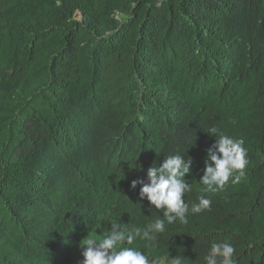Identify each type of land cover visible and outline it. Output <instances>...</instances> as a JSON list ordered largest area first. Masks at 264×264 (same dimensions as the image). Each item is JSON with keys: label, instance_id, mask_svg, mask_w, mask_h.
Instances as JSON below:
<instances>
[{"label": "trees", "instance_id": "obj_1", "mask_svg": "<svg viewBox=\"0 0 264 264\" xmlns=\"http://www.w3.org/2000/svg\"><path fill=\"white\" fill-rule=\"evenodd\" d=\"M212 128L248 164L203 193ZM176 155L188 222L131 246L205 264L227 242L264 264V0H0V264H74L112 221L163 219L140 192Z\"/></svg>", "mask_w": 264, "mask_h": 264}, {"label": "clouds", "instance_id": "obj_2", "mask_svg": "<svg viewBox=\"0 0 264 264\" xmlns=\"http://www.w3.org/2000/svg\"><path fill=\"white\" fill-rule=\"evenodd\" d=\"M210 133L217 137L214 145L216 151L209 149L204 175L199 180L203 193L223 190L230 178L232 184H238L245 176L248 164L243 139H234L217 128H212ZM189 171L188 164L180 155L169 156L159 168H149L150 184L142 187L140 196H146L156 209H163V219L157 218L143 229L122 227L112 221L110 231L105 232L102 239L90 237L83 241L82 264H160L158 259L150 260L143 251L131 245L137 239L154 242L157 234L165 232L166 223L171 225L178 221L187 224L189 206L182 197L192 190L185 180V174ZM135 186L134 181L132 187ZM198 200L191 206V214L210 209V199L201 195ZM234 253L235 249L230 243H213L203 259L205 264H235ZM168 264H184V258L176 256L169 259Z\"/></svg>", "mask_w": 264, "mask_h": 264}, {"label": "rangeland", "instance_id": "obj_3", "mask_svg": "<svg viewBox=\"0 0 264 264\" xmlns=\"http://www.w3.org/2000/svg\"><path fill=\"white\" fill-rule=\"evenodd\" d=\"M91 237H96V238H98V240L99 239H101V237L97 234V233H94V234H92L91 235ZM84 246V244L82 245V247ZM82 248H81V251H80V253L78 254V256H77V258H76V260H75V262H74V264H82V261H83V256H82Z\"/></svg>", "mask_w": 264, "mask_h": 264}]
</instances>
